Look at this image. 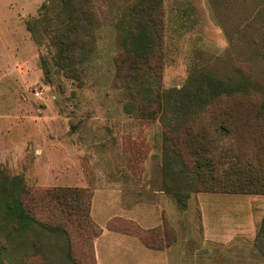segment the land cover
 I'll use <instances>...</instances> for the list:
<instances>
[{
  "label": "rangeland",
  "instance_id": "obj_1",
  "mask_svg": "<svg viewBox=\"0 0 264 264\" xmlns=\"http://www.w3.org/2000/svg\"><path fill=\"white\" fill-rule=\"evenodd\" d=\"M44 1L0 0V264H81L63 233L7 214L5 194L26 185L92 190L103 232L72 242L82 264H264L255 243L264 194L193 190L182 205L178 177L165 168L162 122L124 109L132 98L115 82L119 20L136 0H90L97 44L83 86L53 62L44 72L47 41L28 29ZM164 1V88L210 67L225 79L251 70L250 90L264 93V0ZM140 229L156 231L144 240L162 247Z\"/></svg>",
  "mask_w": 264,
  "mask_h": 264
},
{
  "label": "trees",
  "instance_id": "obj_2",
  "mask_svg": "<svg viewBox=\"0 0 264 264\" xmlns=\"http://www.w3.org/2000/svg\"><path fill=\"white\" fill-rule=\"evenodd\" d=\"M89 3L45 0L39 15L28 21L36 41L40 45L47 41L50 58H41L46 75L53 62L56 72L83 86L85 63L97 44ZM164 15V0H136L119 20L122 49L116 58L115 82L132 98L125 111L162 122L165 168L178 177L181 190L176 196L182 205L193 190L264 194V93L250 90L251 70L239 69L240 78L225 79L210 67L192 70L182 87L164 88ZM5 195L9 216L23 225L34 222L63 233L69 256L81 264L72 253V242L89 238L95 229L96 237L103 232L91 215L89 188L39 190L26 185ZM155 232L140 229L139 236L144 240ZM159 239L153 244L144 241L160 248ZM255 243L264 254V217ZM6 246V238L0 237V252ZM93 257L97 261L95 252Z\"/></svg>",
  "mask_w": 264,
  "mask_h": 264
}]
</instances>
